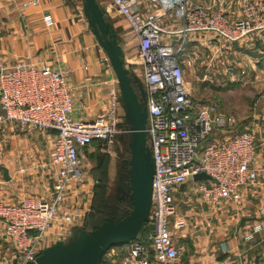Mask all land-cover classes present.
Wrapping results in <instances>:
<instances>
[{"label":"built area","instance_id":"obj_1","mask_svg":"<svg viewBox=\"0 0 264 264\" xmlns=\"http://www.w3.org/2000/svg\"><path fill=\"white\" fill-rule=\"evenodd\" d=\"M236 1L241 15L231 19L227 10ZM103 5L125 17L138 38L134 57L124 56V60L127 68L131 64L143 68L147 143L155 167L150 213L155 228L143 229L119 262L112 264H183L176 233L186 226V219L178 213L175 192L192 181L204 203H236L242 188L258 174L253 167L257 131L237 130L235 116L194 99L186 82V43L193 34L212 33L230 44L263 34L264 0H210L208 4L103 0ZM167 18L178 27L172 28ZM45 21L54 24L50 16ZM76 95L68 70L25 60L0 65V126L11 123L27 131L55 133L50 161L44 165L53 174L51 196H29L20 202L0 197L2 237L11 243L14 259L21 264L36 260L60 209L84 182L87 173L81 151L95 141L111 147L120 134L131 132L121 128L118 90L111 91L106 112L90 121L73 117ZM201 172L210 178L195 181ZM81 216L76 206L64 218L74 222ZM262 230V223H257L245 240H254Z\"/></svg>","mask_w":264,"mask_h":264},{"label":"crops","instance_id":"obj_2","mask_svg":"<svg viewBox=\"0 0 264 264\" xmlns=\"http://www.w3.org/2000/svg\"><path fill=\"white\" fill-rule=\"evenodd\" d=\"M97 1L117 32L124 56L132 59L138 38L129 22L116 10L105 7L103 0ZM198 2L208 4L210 0ZM227 12L231 19L240 18V4L237 1L232 3ZM47 16L54 20V24H46ZM167 22L172 28L179 25L171 19ZM210 38L207 34L190 36L183 55L185 67L195 55L196 45L201 43L205 48ZM165 39L168 41L169 38L166 36ZM246 41L249 50L245 64L232 62L227 58V51L211 46V49L220 51L214 75L220 77L224 73L222 81H229L232 87H236L239 81L244 85L253 83L264 73V33L252 34ZM242 42L243 40L238 43ZM105 53L85 15L84 0H0V65H13L19 60H25L46 63L57 70H68L70 83L77 93L72 114L77 120L90 121L103 115L107 110L111 91L115 89L121 94L117 75L111 63L106 62L108 59ZM128 70L134 81V88L141 96V92L146 91L143 68L131 64ZM261 99L264 103V94ZM119 107L121 128L131 130L122 96ZM260 107L259 100L245 117L244 127L258 133V150L253 162L257 178L242 188L239 202L203 204L197 212L196 225L191 228L187 222L185 229L176 233L178 244L182 248L183 264H243L246 261L264 264V110H260ZM0 129V197L9 202H20L29 196L49 198L53 188V174L44 165L50 161L55 133L27 131L20 125L15 127L11 123L1 125ZM118 138L127 140L130 148L131 132L122 133ZM98 142L101 141L93 144ZM90 146L81 151L85 157ZM4 168L8 170L9 180L4 176ZM87 184L89 183L80 185L76 194L72 193L69 199H74L73 195L84 194L82 191H85ZM174 195L178 202L193 200V195L199 197L196 184L192 181L179 188ZM178 213L182 215L179 211ZM113 216L117 217L96 215L87 218L84 225L79 223L72 228L71 236L66 234L68 239L66 236L54 238L48 234L41 252L58 242H70L80 229L93 231ZM257 223H262L263 230L255 235L254 240L246 241L245 235ZM129 245L118 246L123 249L122 256ZM13 260V247L2 237L0 225V263L13 264Z\"/></svg>","mask_w":264,"mask_h":264},{"label":"rangeland","instance_id":"obj_3","mask_svg":"<svg viewBox=\"0 0 264 264\" xmlns=\"http://www.w3.org/2000/svg\"><path fill=\"white\" fill-rule=\"evenodd\" d=\"M194 2L200 4L198 0H194ZM207 36L208 38L212 36L211 40L208 41L209 44L206 43L205 48L201 43L196 45L194 49L196 53L186 66V82L197 102L216 105L221 111L236 117L237 123L234 128L237 130L244 129L246 125L245 117L251 113V109L255 108L257 101L260 100V110H264V103L261 99L264 94V73L259 79L248 85H244L239 81L236 87H232L229 81H222L221 76L224 77V73L220 77L214 75L218 68L217 62L220 51L211 49V46L221 47L224 52L227 51V58L231 59L232 62L245 64V61L248 60L246 53L249 50L245 44L247 41L244 38V43H238V41L230 44L220 41L215 34L209 33ZM105 55L107 56L106 53ZM106 62L110 63V60L108 59ZM237 117L242 121L238 120ZM14 125L16 127L17 124ZM130 159L131 150L129 142L125 139L117 138L111 147L105 146L104 142L92 144L87 149L84 160V169L87 176L81 185L89 184H87L85 191H82L84 194H78L79 197L73 195L75 198L68 199L62 206L63 208L60 209L58 217L60 228L57 226L59 222L56 221L48 232L49 236L54 238H56L55 236H66V239H68L67 235L71 236L72 228L79 223L84 225L87 218L96 215H118L121 217L127 214L133 205L129 193L130 168L128 162ZM193 196V200L176 201L178 211L184 216L186 223L188 222L187 224L191 228L196 225L198 220L199 207L206 204L200 197ZM76 206H79L82 210V216L74 222L67 221L64 215L70 213ZM191 222H193V225H191ZM57 232L59 233L57 234ZM122 254L123 249L121 247H113L104 255L102 263H117ZM13 264H21V262L15 257Z\"/></svg>","mask_w":264,"mask_h":264},{"label":"water","instance_id":"obj_4","mask_svg":"<svg viewBox=\"0 0 264 264\" xmlns=\"http://www.w3.org/2000/svg\"><path fill=\"white\" fill-rule=\"evenodd\" d=\"M84 12L91 30L105 50L117 75L122 101L127 109V118L131 126V159L128 166L132 210L122 217H109L93 231L80 229L70 242L66 244L58 242L48 247L35 261L26 264H101L104 255L110 249L130 244L145 228L149 230L155 228L154 221L150 217L155 167L152 151L147 143L148 112L145 93L141 92L139 96L135 90L117 32L98 1L84 0ZM4 176L9 180L6 168H4ZM209 178L210 176L205 172L194 176L195 181Z\"/></svg>","mask_w":264,"mask_h":264},{"label":"trees","instance_id":"obj_5","mask_svg":"<svg viewBox=\"0 0 264 264\" xmlns=\"http://www.w3.org/2000/svg\"><path fill=\"white\" fill-rule=\"evenodd\" d=\"M131 210H132V208L128 211V213H129ZM117 217H120V216L117 215ZM103 258H104V257H103ZM102 264H103V263H102ZM104 264H109V263H104Z\"/></svg>","mask_w":264,"mask_h":264}]
</instances>
